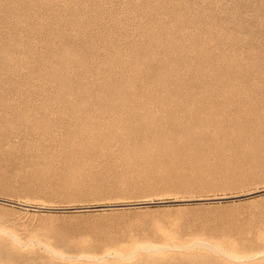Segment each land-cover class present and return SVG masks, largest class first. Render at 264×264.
<instances>
[{
	"label": "rangeland",
	"instance_id": "rangeland-1",
	"mask_svg": "<svg viewBox=\"0 0 264 264\" xmlns=\"http://www.w3.org/2000/svg\"><path fill=\"white\" fill-rule=\"evenodd\" d=\"M225 1L0 0V264H264V18Z\"/></svg>",
	"mask_w": 264,
	"mask_h": 264
},
{
	"label": "bare ground",
	"instance_id": "bare-ground-1",
	"mask_svg": "<svg viewBox=\"0 0 264 264\" xmlns=\"http://www.w3.org/2000/svg\"><path fill=\"white\" fill-rule=\"evenodd\" d=\"M228 1V0H227ZM232 2V1H231ZM239 1H237V3H235V7H234V10L233 9H231V7H228L229 5L226 3V1H225V3L227 4V7H226V13H227V16H228V18H230V20H234V21H236V20H238L239 18H241L242 16V14L243 13H241L240 11H242V10H246V11H243V12H247V13H250V14H252V15H250V16H253L252 18H255V20L256 19H263L264 17H262L260 14V12H262L263 14H264V0H253V1H251V2H249V3H245L246 5L244 6H242L241 5V3L242 2H240V4L238 3ZM225 4V5H226ZM235 11V12H234ZM246 13V14H247ZM262 14V15H263ZM245 15V14H244ZM226 16V15H225ZM245 17V16H244ZM226 18V17H225ZM248 20V19H247ZM226 21H228V19L226 20ZM241 22H242V20H240ZM251 21V20H250ZM259 21H261V20H259ZM262 21H264V19L262 20ZM240 22V23H241ZM244 22V21H243ZM249 22V21H248ZM252 23H253V21H251ZM256 22H258V21H256ZM256 22H254V23H256ZM259 23V22H258ZM257 23V24H258ZM260 23H262V22H260ZM259 23V24H260ZM262 25H263V23H262ZM163 29V28H162ZM254 29V28H253ZM1 56H3V55H1ZM72 56V55H71ZM249 104V103H248ZM254 105H257V104H254ZM260 105V104H259ZM261 105H262V103H261ZM230 106V105H229ZM228 106V107H229ZM241 106H244L243 104L241 105ZM245 106H247V105H245ZM251 106V105H250ZM248 107H249V105H248ZM257 108H258V106H257ZM240 109H242V108H240ZM260 109H261V107H260ZM262 109H263V106H262ZM213 109H211V111H212ZM215 110H217V109H214L213 111H215ZM225 110V109H224ZM243 110V109H242ZM255 110V109H254ZM253 110V111H254ZM259 110V109H258ZM247 111V110H246ZM257 110H255L254 112V114H256L257 112H256ZM216 112V111H215ZM217 112H219V110H217ZM224 112V114L223 113H221V114H223V115H225V111H223ZM226 112H227V108H226ZM244 112V111H243ZM263 112V111H262ZM199 113H201V112H199ZM206 113H210L209 112V110L206 112ZM220 113H218V114H220ZM253 113V112H252ZM252 113H251V115H252ZM204 115H205V113H203ZM215 114V113H214ZM220 114V115H221ZM248 114V113H247ZM191 115V114H190ZM192 115H194V114H192ZM197 115H199V114H197ZM213 115V114H212ZM250 115V114H249ZM250 115V116H251ZM262 115H263V113H262ZM130 116H131V114H130ZM209 117V115H206L205 116V118H203V119H209V118H206V117ZM214 116V115H213ZM218 116V115H217ZM216 116V117H217ZM253 117L255 116H257V115H252ZM194 117V116H193ZM245 117H247V116H245ZM252 117V118H253ZM200 118V117H199ZM210 118H212V116H210ZM215 117H213V119H214ZM248 118V117H247ZM251 118V119H252ZM257 118V117H256ZM259 118V117H258ZM162 119V118H161ZM168 119H170V118H167V120ZM192 119H194V118H192ZM196 120H197V117L195 118ZM202 119V118H201ZM228 119V118H227ZM152 120V118L150 119V121ZM164 120V119H163ZM166 120V119H165ZM225 120V119H224ZM231 120V119H230ZM140 121H142V123H145V122H143V120H140ZM153 121H155L154 119H153ZM158 121V120H157ZM170 121H173V120H170ZM188 121H190V119L188 120ZM208 121V120H207ZM235 121V120H234ZM249 121H250V119H249ZM255 121V118H254V120H251L250 121V126H253V127H255L256 125H257V122H254ZM135 122H136V120H135ZM135 122H133V123H135ZM149 122V121H148ZM164 122V121H163ZM168 122V121H167ZM174 122H177V121H174ZM174 122H170V123H174ZM197 122H199V121H197ZM201 122V121H200ZM247 123H248V121H246ZM137 123V122H136ZM187 123H189V122H187ZM187 123H185L184 122V124H186L187 125ZM193 123V122H192ZM202 123H204L203 121H202ZM219 123V122H218ZM147 124V123H146ZM149 124H153V123H149ZM165 124V123H164ZM177 124V123H176ZM176 124H173V125H176ZM178 124H181V123H179L178 122ZM178 124H177V126H178ZM183 124V123H182ZM189 124H191V123H189ZM221 124V123H220ZM131 125V124H130ZM129 125V126H130ZM133 125H135V124H133ZM139 125V124H138ZM140 125H142V124H140ZM161 125V124H160ZM194 125V124H193ZM197 125V124H196ZM225 125V124H224ZM224 125L223 126H221V125H219L220 127H223L224 128ZM132 126V125H131ZM143 126V125H142ZM151 126V125H150ZM157 126L158 125H155V127L157 128ZM164 126H167V125H164ZM164 126H163V128H164ZM184 126V125H183ZM188 126V125H187ZM186 126V127H187ZM207 126H208V123H207ZM212 126H214V125H212ZM211 126V127H212ZM218 126V127H219ZM133 127H135L136 128V126H133ZM141 127V126H140ZM154 127V126H153ZM175 127V126H174ZM217 127V126H216ZM219 127V128H220ZM228 127V126H227ZM259 127V126H258ZM127 128V127H126ZM135 128H132L133 130H135ZM139 128V127H138ZM151 128V127H150ZM159 128V127H158ZM179 128H183L182 130H185L184 128L185 127H178V130H179ZM187 128H189V127H187ZM260 128V127H259ZM111 129V128H110ZM139 129H147L146 127H141V128H139ZM191 129H193V128H191ZM200 129H201V127H200ZM214 129V128H213ZM226 129H228V128H226ZM246 129V128H245ZM147 130H150V129H147ZM154 130V129H153ZM153 130H150V132L152 131V133H153ZM158 130V129H157ZM157 130H155V131H157ZM162 129H160V131H161ZM166 130V129H165ZM177 130V129H176ZM194 130H195V128H194ZM193 130V131H194ZM197 130H199V129H196V131ZM206 130V129H205ZM214 130H216V129H214ZM219 130V129H218ZM218 130H216L217 131V134H220V132H218ZM263 130H264V127H263ZM262 130V131H263ZM144 131V130H143ZM146 131V130H145ZM164 131V130H163ZM173 132V131H175V130H169V132ZM215 131V132H216ZM262 131H259L258 133L260 134L259 136L260 137H263L264 136V132H262ZM150 132H148V133H150ZM168 132V133H169ZM190 132H191V130H190ZM215 132H212V133H215ZM229 131H227V133H228ZM144 133V132H143ZM155 133V132H154ZM153 133V134H154ZM192 133V132H191ZM197 133H198V131H197ZM201 134H198V135H202L203 133L202 132H200ZM205 134H206V132H204ZM211 133V134H212ZM225 133V132H224ZM254 133H255V131H254ZM128 133H126V135H127ZM131 134V135H130ZM129 135L130 136H133L132 135V133H130ZM137 134V133H136ZM142 134V131H140V134H138V135H141ZM152 134V135H153ZM175 134H177V132L175 133ZM186 134H187V132H186ZM216 134V135H217ZM255 134H257V133H255ZM114 135H116V134H114ZM137 135V136H138ZM145 135H147V133L145 134ZM151 135V136H152ZM155 135V134H154ZM153 135V136H154ZM173 135V134H172ZM179 135H181V133L179 134ZM193 135V134H192ZM194 135H196V134H194ZM213 135V134H212ZM226 135V134H225ZM229 135H231V134H229ZM258 135V134H257ZM129 136V137H130ZM144 136V135H143ZM152 136V137H153ZM182 136V135H181ZM256 136V135H255ZM255 136H253V137H255ZM129 137H126V138H129ZM150 137V136H149ZM149 137L148 138H146L147 140L149 139ZM152 137H151V140H152ZM154 137H156V136H154ZM178 137H180V136H178ZM190 137V136H189ZM225 137V136H224ZM249 137H251V136H249ZM114 138V137H113ZM116 138V137H115ZM141 138V137H140ZM143 138H145V137H142V139ZM183 138V137H182ZM194 138V137H193ZM205 138V137H204ZM207 138V137H206ZM231 138H233V134H232V137ZM256 138V137H255ZM111 139V138H110ZM130 139V138H129ZM189 139H191V138H189ZM230 139V138H229ZM250 139V138H249ZM112 141L114 140V139H111ZM141 140V139H140ZM154 140V139H153ZM180 140V139H179ZM205 140H207V139H205ZM231 140V139H230ZM234 140V139H233ZM204 141V140H203ZM229 141V140H228ZM235 141V140H234ZM249 141V140H248ZM251 141V140H250ZM249 141V142H250ZM254 141V140H253ZM252 141V142H253ZM145 142H146V140H145ZM149 142H150V140H149ZM167 142H169V141H166L165 143H167ZM185 142V141H184ZM206 142V141H205ZM208 142V141H207ZM231 142V141H230ZM229 142V143H230ZM240 142V141H239ZM258 142V141H257ZM256 142V143H257ZM260 142H261V140L259 141V144H260ZM115 144V143H114ZM147 144V143H146ZM214 144H215V142H214ZM153 145V144H152ZM156 145V144H155ZM158 145H160V144H158ZM195 145V144H194ZM243 145V144H242ZM260 145H262V144H260ZM146 146H148V145H146ZM211 146H214V145H212V143H211ZM216 146H217V144H216ZM225 146V145H224ZM245 146H246V144H245ZM247 147V146H246ZM248 147H249V145H248ZM150 148V147H149ZM212 148V147H211ZM263 148V147H262ZM152 149V148H151ZM151 149H150V151H151ZM153 149H155V148H153ZM163 149V148H162ZM210 149V148H209ZM257 149V148H256ZM137 150H139V149H137ZM142 150V149H141ZM144 150V149H143ZM148 150V149H147ZM210 150H212V149H210ZM253 150H255V149H253ZM209 151V150H208ZM213 151V150H212ZM218 151V150H217ZM260 151V150H259ZM136 152V151H135ZM147 152V151H146ZM153 152V151H152ZM264 152V151H263ZM262 152V153H263ZM125 153H126V151H125ZM132 153V152H131ZM215 153V152H214ZM250 153H253V152H250ZM128 154V153H127ZM137 154V153H136ZM253 154H255V153H253ZM252 154V155H253ZM261 154V153H260ZM221 155V154H220ZM223 155V154H222ZM221 155V156H222ZM258 155V157H259V154H257ZM124 156V155H123ZM131 156V155H130ZM133 156H134V153H133ZM154 156V155H153ZM218 156V155H217ZM255 156V155H254ZM253 156V157H254ZM127 157V156H126ZM132 157V156H131ZM131 157H129V158H131ZM256 157V156H255ZM74 158H76V157H74ZM260 158V157H259ZM128 159V158H127ZM127 159H126V162H128L127 161ZM169 159V158H168ZM209 159V158H208ZM170 160V159H169ZM188 160V159H187ZM197 160H199V159H197ZM259 160V159H258ZM76 161V160H75ZM134 162H136V161H134ZM134 162H132V163H134ZM143 164H145V163H143ZM194 164V163H193ZM138 165H139V161H138ZM184 165H186V164H184ZM191 166V165H190ZM153 168V167H152ZM216 169V168H215ZM219 172H220V170L219 169H217ZM167 171V170H166ZM212 171H214V170H212ZM225 171V170H224ZM227 172V171H226ZM235 172V171H234ZM213 173V172H212ZM229 173H232L231 171L229 172ZM169 174V173H168ZM226 174V173H225ZM228 174V173H227ZM233 174V173H232ZM220 175V174H219ZM167 176V175H166ZM175 176V175H174ZM184 184V183H183ZM185 184H186V182H185ZM164 238V237H163ZM168 241H169V243H166V244H164V245H161V246H154V245H151V244H145L144 245V249H146L147 251H148V253H150L149 254V259L152 261L151 262V264H156V263H158V262H160V264L162 263V261L160 260V259H156L155 257H154V253L156 252V254H162V253H164L165 251H177V250H180V249H189V248H191L193 245H198V246H204V247H206V248H208L209 250H212V251H218V252H221V253H223V254H225L226 256H228V257H230L231 259H234L235 261V263L236 264H240V263H242L245 259H250V258H252V257H254V255L255 254H251V255H245V256H240V255H238L237 254V246H236V244H232V245H230V247H228V246H224V245H222V244H219V243H210V242H207V241H204V242H197V243H194V244H191V245H188L187 244V242H184V241H182V240H178V242H175L174 240H173V238H168L167 239ZM256 243H258V242H256ZM258 244H262L263 245V247L261 248V249H264V242H260V243H258ZM48 249V248H47ZM49 251L53 254V255H56V256H60V255H62L63 253H61L60 254V252H57V251H54V250H51V249H49ZM111 254H114L115 256H114V258H115V260L113 261L114 263L113 264H115V263H117V262H120V261H118V260H123V261H125V260H128L129 258H131V257H129V256H132V255H128V254H125L124 252H114V253H111ZM63 256V255H62ZM62 256H60V257H62ZM59 257V258H60ZM63 257H65V255L63 256ZM81 259H84V260H86V261H88V262H90V263H94V262H96V261H98V259H100V258H95V257H93V256H88V255H84V256H81Z\"/></svg>",
	"mask_w": 264,
	"mask_h": 264
}]
</instances>
